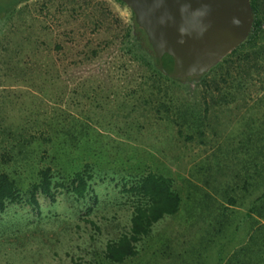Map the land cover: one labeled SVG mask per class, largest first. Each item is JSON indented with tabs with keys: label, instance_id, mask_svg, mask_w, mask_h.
<instances>
[{
	"label": "rangeland",
	"instance_id": "obj_1",
	"mask_svg": "<svg viewBox=\"0 0 264 264\" xmlns=\"http://www.w3.org/2000/svg\"><path fill=\"white\" fill-rule=\"evenodd\" d=\"M132 21L118 0H30L0 25V172L17 187L0 264H264V65L227 56L201 83L159 81ZM151 172L172 179L180 209L110 262L130 188Z\"/></svg>",
	"mask_w": 264,
	"mask_h": 264
},
{
	"label": "water",
	"instance_id": "obj_2",
	"mask_svg": "<svg viewBox=\"0 0 264 264\" xmlns=\"http://www.w3.org/2000/svg\"><path fill=\"white\" fill-rule=\"evenodd\" d=\"M147 35L159 71L183 85L199 83L248 39L251 0H120Z\"/></svg>",
	"mask_w": 264,
	"mask_h": 264
},
{
	"label": "trees",
	"instance_id": "obj_3",
	"mask_svg": "<svg viewBox=\"0 0 264 264\" xmlns=\"http://www.w3.org/2000/svg\"><path fill=\"white\" fill-rule=\"evenodd\" d=\"M28 1L30 0H0V25L19 5ZM251 5L255 15L252 31L246 42L228 55L229 57L237 55V61L234 65L251 63L252 61L264 65V0H251ZM132 20L130 28L132 47L137 54L147 61L153 78H157L159 81L169 80L182 85L159 71L153 48L145 31L138 26L134 15H132ZM207 74L199 83L204 81ZM258 135L260 136L254 142L256 156L264 152V137L262 136L264 133L259 132ZM258 156L256 157L257 163L260 160ZM260 165L264 171V163ZM48 172V170L42 172L41 184L38 186L43 194L50 193L51 182ZM89 179L90 176L84 171L76 173L73 180V191L77 196L82 198L85 196ZM130 193L133 203L130 230L116 240L109 242L104 252L105 258L113 263H122L137 255L138 242L151 233L154 224L166 216L176 214L181 205L180 195L174 190L172 179L152 172L135 182L130 188ZM16 197L15 182L7 173L0 172V209H4Z\"/></svg>",
	"mask_w": 264,
	"mask_h": 264
}]
</instances>
